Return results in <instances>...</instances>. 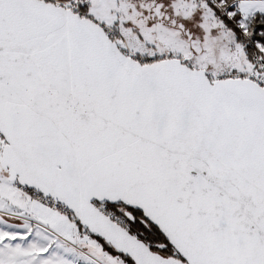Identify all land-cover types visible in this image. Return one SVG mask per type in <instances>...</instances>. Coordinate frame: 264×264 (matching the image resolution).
I'll return each mask as SVG.
<instances>
[{"label": "snow or ice", "instance_id": "6c2138e0", "mask_svg": "<svg viewBox=\"0 0 264 264\" xmlns=\"http://www.w3.org/2000/svg\"><path fill=\"white\" fill-rule=\"evenodd\" d=\"M0 264H264V0H0Z\"/></svg>", "mask_w": 264, "mask_h": 264}]
</instances>
